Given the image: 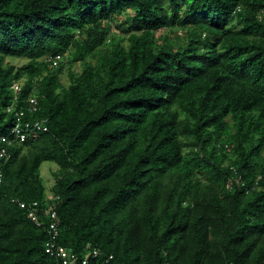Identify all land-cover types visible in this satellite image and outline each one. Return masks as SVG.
I'll list each match as a JSON object with an SVG mask.
<instances>
[{
	"label": "trees",
	"instance_id": "1",
	"mask_svg": "<svg viewBox=\"0 0 264 264\" xmlns=\"http://www.w3.org/2000/svg\"><path fill=\"white\" fill-rule=\"evenodd\" d=\"M34 94L49 131L0 159V264H58L13 202L51 203L44 162L79 264H264V0H0V134Z\"/></svg>",
	"mask_w": 264,
	"mask_h": 264
},
{
	"label": "built area",
	"instance_id": "2",
	"mask_svg": "<svg viewBox=\"0 0 264 264\" xmlns=\"http://www.w3.org/2000/svg\"><path fill=\"white\" fill-rule=\"evenodd\" d=\"M64 59L63 56L51 58L52 66H59L60 62ZM15 92V102L19 101V94L22 91V85L15 82L12 86ZM11 105L7 108L8 113H14L15 123L11 130L7 133L0 134V159L7 160L11 155V148L21 145L27 141L39 138L42 133L48 132V122L46 119H34L31 115L39 110V98L37 95H31L26 104L28 108ZM28 113V114H27ZM1 182V181H0ZM58 197H55L51 203L46 207L40 205L39 202L26 204L18 200L13 202L19 203L21 208L28 211L29 218L38 226H43L44 223H49L48 231L50 233V241L46 245V253L54 257L58 264H79L81 259L79 255L72 250L60 245L58 243L59 237V224L58 214L56 212V203ZM94 257H97L100 252L96 249L91 252ZM112 259V256L110 257ZM88 257L82 260L83 264L88 263Z\"/></svg>",
	"mask_w": 264,
	"mask_h": 264
},
{
	"label": "rangeland",
	"instance_id": "3",
	"mask_svg": "<svg viewBox=\"0 0 264 264\" xmlns=\"http://www.w3.org/2000/svg\"><path fill=\"white\" fill-rule=\"evenodd\" d=\"M131 15H133L132 11L128 12L126 15H124L123 18L116 19L115 23H117V25L120 24L121 28L116 26V27H114L113 32L119 36L125 35V37H126L127 34H125V31H123V29L127 28V24L123 23V22L126 19H128L127 17H129ZM122 19H124V21L121 22ZM126 21H128V20H126ZM169 37L174 39L175 34L174 33L170 34ZM124 41H126V40H124ZM8 61H10L12 64L17 65L19 67L24 65L25 63H27V60H25V59H10ZM72 67L75 70V72L81 73V63L80 62H76V63L72 64ZM67 70H68V68L65 69V72L61 75V81H62L63 85H65V86H67L70 83V79H69ZM58 169H59L58 165L54 162H44L41 166V175H42L44 185L46 188V197L49 200H53L55 198L54 188L57 184V178H56L55 174L57 173Z\"/></svg>",
	"mask_w": 264,
	"mask_h": 264
},
{
	"label": "clouds",
	"instance_id": "4",
	"mask_svg": "<svg viewBox=\"0 0 264 264\" xmlns=\"http://www.w3.org/2000/svg\"><path fill=\"white\" fill-rule=\"evenodd\" d=\"M64 60V59H63Z\"/></svg>",
	"mask_w": 264,
	"mask_h": 264
}]
</instances>
